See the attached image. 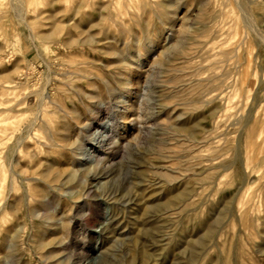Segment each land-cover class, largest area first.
<instances>
[{"label":"rangeland","instance_id":"374dc122","mask_svg":"<svg viewBox=\"0 0 264 264\" xmlns=\"http://www.w3.org/2000/svg\"><path fill=\"white\" fill-rule=\"evenodd\" d=\"M13 1L0 0L14 108L0 121L15 132L0 127V264H264V26L236 39L214 0H42L55 22L34 31Z\"/></svg>","mask_w":264,"mask_h":264},{"label":"bare ground","instance_id":"6f19581e","mask_svg":"<svg viewBox=\"0 0 264 264\" xmlns=\"http://www.w3.org/2000/svg\"><path fill=\"white\" fill-rule=\"evenodd\" d=\"M215 1V5L217 6V13H221L223 10H228L230 11V13H232V17L231 19H229L227 22L231 25L234 26V28L236 29V34L235 37L237 38H241L242 34L239 31L240 27L242 26L244 27H250V26H254L255 24L259 23L261 25L264 26V15L260 16L256 21L254 19L255 16H252V13L255 10H259L260 12H264V0H214ZM14 13L16 15V18L19 22L24 23L28 29L30 30H34L36 27V23L40 24V22L44 19L47 22H55V17L53 16V14L51 12H47L45 10H40L37 8V6L39 4H42L43 8L46 7V5H43L42 0H14ZM13 5V6H14ZM170 8H172L170 5H168ZM1 9H0V13H1ZM33 13L35 14L33 16L32 19L28 18V14ZM79 15V11H75L72 12V17L69 18L68 21L66 22H60V24H56L55 26V30L52 31V33H57V31H64L65 28L67 27V25L69 23H71L72 19L74 20V18ZM171 20H170V24L174 25V18L176 16V12H173L171 15ZM172 27V26H171ZM52 35L54 34H50V35H39V38H52ZM91 41V40H90ZM90 41H88V43H90ZM76 43V41H70L69 43H65L63 44V46H73ZM129 60L130 62H134L131 59H126ZM121 88H126V85L121 84L120 86ZM5 97L4 93H3V89H2V94L0 96V116L9 114L10 112H12L14 110V108H9L8 104L9 101L7 99H3ZM243 99H237L234 102H231V104L233 105V108L239 109L241 106V104L243 103ZM8 125H10V123H6V122H2L0 121V127H7L6 133L9 132V134L11 133L12 137L15 136V132L14 130H10L13 128H8ZM2 129V128H1ZM0 129V133H2V138L4 137V133L5 131ZM261 134H263V130H261ZM261 135H259V137H250L244 141V156H245V160H244V166H245V171L248 172L250 170V166L252 165V163L254 162V158L251 157V154L254 153V151H256V148L258 147V143H260V137ZM4 139V138H3ZM10 156L11 158L14 157V152L10 151ZM108 159L110 160H116L117 157L116 155H113L112 153L108 154ZM19 175H22L19 172ZM79 173H71L68 175L67 179H66V183L68 185H74L77 184L79 182ZM45 177V181H49L47 175L44 176ZM111 177L110 174H99L97 173V175L93 176V179L96 181H99L101 179L104 180H109V178ZM52 182V181H51ZM53 182H55V179L53 180ZM52 182V183H53ZM102 188H100L101 190ZM179 199V197H177V200ZM119 223L118 218L116 216L110 217L106 220V222L103 224L99 225V231L98 233L101 234L100 236H102L104 233H106V231H108L109 229L113 228L114 226H116ZM51 231L54 232L55 234L60 233L61 230L63 228H61L60 225H53L50 227ZM213 229H208L207 230V234H206V239L208 240L212 233H213ZM205 241L204 240H199V241H194L192 243V245L190 246V248L192 249V254L194 255V260L198 261L197 259L199 258V252L201 249H207L206 245H205ZM104 244L101 243L98 247V252H100L102 249H104ZM191 263V262H190Z\"/></svg>","mask_w":264,"mask_h":264}]
</instances>
